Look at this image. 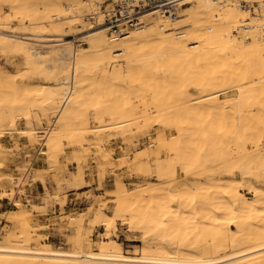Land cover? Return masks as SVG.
<instances>
[{
    "label": "bare ground",
    "instance_id": "bare-ground-1",
    "mask_svg": "<svg viewBox=\"0 0 264 264\" xmlns=\"http://www.w3.org/2000/svg\"><path fill=\"white\" fill-rule=\"evenodd\" d=\"M101 1H66L63 8V0H0L2 52L56 80L32 84L31 66L13 71L0 63V158L8 132L35 139L43 124L29 123L50 109L64 120L47 122V134H39L51 143L45 154H59L63 137L142 130L153 110L147 102L142 112L136 109L149 98L166 122L152 141L155 148L136 155L133 164L145 173L142 161L153 163L155 153L157 176L135 180L133 188L117 181L115 213L101 208L88 222L106 227L100 250L84 249V216L75 219V248L55 246L34 232L30 214L15 199L21 210L4 214L19 228L0 239V264H264V0L246 6L242 0H192L177 17L158 12V21L156 10L147 12L137 29L113 37L101 26V12L97 24H77L81 2L92 8L87 16L100 11ZM83 32L85 50L74 49L67 37ZM53 45L66 46L59 62ZM187 59L204 68L198 71L203 76L174 83L182 72L172 66ZM173 88L176 95L167 97ZM19 119L28 127L21 128ZM91 120L94 126H88ZM55 125L59 130L51 131ZM119 218L142 232L136 239L143 248H135L140 254L123 250L112 231Z\"/></svg>",
    "mask_w": 264,
    "mask_h": 264
},
{
    "label": "rangeland",
    "instance_id": "rangeland-1",
    "mask_svg": "<svg viewBox=\"0 0 264 264\" xmlns=\"http://www.w3.org/2000/svg\"><path fill=\"white\" fill-rule=\"evenodd\" d=\"M39 1L46 3L49 0ZM66 1L79 2L80 0H63V8L65 7ZM89 1L95 2V0ZM192 3L184 5L180 9V14L184 7ZM81 4L83 5L82 2ZM82 5V8L79 9L82 13V17H80L81 22L77 24L85 26L90 25V22L97 24L89 13L87 16L85 14L92 10L89 2ZM4 10L8 11V8L4 7ZM55 11H59V9ZM33 13L35 14V12ZM83 14L85 15L83 16ZM67 18H71V16L65 17V19ZM96 18L99 19V15ZM155 18L158 21H162V16L158 12L155 13ZM101 26H107V24ZM137 28L138 26L133 29ZM110 31L108 28L109 35L113 37ZM84 33L75 34V38L74 35L67 37L72 40L71 46L74 49L77 47L85 50L84 46L86 43L85 39L82 38ZM65 45L70 47L68 43ZM116 47H122V45L119 44ZM152 47H158L163 52L167 51L160 46L153 45ZM63 48L60 45L52 46L51 55L54 57L55 62L61 61L60 54ZM8 55L2 52L0 44V63L7 65L13 71H24L31 66L30 64H26L24 59L17 54ZM48 56L47 54L46 57ZM184 61L185 63L181 62V65L172 66L180 68L182 72V75L178 76L177 81L174 83H190L203 76V73H199L198 71H202L201 69L204 68L199 66L198 63H195L191 59ZM63 64L67 65L68 59L62 63V66ZM32 66L31 69H35L30 76L32 84L42 82L56 83V80L52 81L54 78L46 77L45 74L39 73ZM79 71L81 74V71H84V69L81 68ZM102 77L103 75L101 74V79ZM117 81L118 79L114 82ZM170 90L172 91L167 97L176 95L177 92H174V88ZM191 91L197 92L198 89L192 87ZM146 102L149 103V107L153 110V113L150 115V123L145 124L142 130L132 128L124 135L122 129H106L96 134H90L84 140H81L80 137L74 141L68 137H63L61 140L62 144L59 145L63 148L57 155L51 153L38 155V145L41 141L39 134H47V131H39L38 134L36 133L37 136L35 139H30L22 135V132H14L15 138L11 135L12 132H8V136L2 141V147L5 149L4 153L6 156L4 159L0 158V172L2 173L0 177V239L3 238L8 229L18 230L19 228V224L15 220L7 219L4 214L12 210L11 215L14 214L15 216L17 214L16 212L21 210L20 207L12 205L9 202L11 198L12 200L19 199L23 202L24 209L30 214L31 222L35 226L36 231L34 232L36 234H44L45 240L52 241L55 246L70 249L75 248L74 237L77 233L75 219L84 216L86 219L84 228L86 244L84 249L100 250L101 242L106 239L104 234L106 227L101 223L97 226H92L88 222L96 220V215L100 213L101 208L110 213H115V197L118 188L117 181H121L128 188H133L135 187L133 183L135 180L147 181L155 179L157 176V169L154 164V160L157 158L155 153H153V163H150L147 157L143 159L142 165L145 173L138 172L135 168L136 165L133 164L136 155L155 148V145H152V141L158 137L163 123L166 122L163 116L156 114L153 103L149 98H145L139 104L136 109L138 113L142 112ZM56 118L59 119L58 123L64 120L63 117L55 115V111L50 109L41 120L35 119L29 124L36 128ZM19 121L18 125L21 128L28 127L27 120L19 119ZM95 124L96 122L91 120L88 126H94ZM167 124L173 127L172 122H167ZM57 130H59V127L55 125L51 131ZM173 131L176 132L177 130L173 129ZM118 143L120 145L123 144L124 147L119 146L118 148ZM50 145L51 143L48 138L45 148L49 149ZM161 153L164 156L167 155L164 149H162ZM123 159H127V161L124 162ZM30 161L34 163L33 167ZM27 167L30 168H28V175L26 176ZM149 168H152L153 172L151 174L146 173V171L149 172ZM80 170H83V177L79 175ZM179 173H183L180 167ZM41 179L46 180V184ZM20 180L22 183L18 185L17 183ZM82 181L87 184L78 187L77 185L81 184ZM77 196L79 200L75 203ZM73 197L75 198L72 201ZM4 226L5 228H3ZM97 228H99L98 234H96ZM112 231L118 234L117 238L121 243L123 242L122 248L124 251L130 254H140V251L136 253L135 248H143L142 241L136 239L141 236V231H137L123 218L118 219V224Z\"/></svg>",
    "mask_w": 264,
    "mask_h": 264
},
{
    "label": "built area",
    "instance_id": "built-area-1",
    "mask_svg": "<svg viewBox=\"0 0 264 264\" xmlns=\"http://www.w3.org/2000/svg\"><path fill=\"white\" fill-rule=\"evenodd\" d=\"M192 0H102L99 4L100 11L90 12L95 22H99L100 19H97V15H100V12L104 15V23L107 24L111 30V34L118 36L123 35L125 31L136 28L142 23V16L151 11L163 13L171 17H177L180 14V9L189 3ZM243 5H251V2L248 0H242ZM100 17V16H99ZM48 124H44L41 131H47ZM45 141H40L38 145V155L45 154L43 153L45 148ZM31 162V161H30ZM32 167L33 164L32 163ZM28 168L26 170V176L28 175ZM16 197V196H15ZM75 197L72 198V201ZM78 196L76 197L75 203L78 202ZM12 205L15 204V200L10 198Z\"/></svg>",
    "mask_w": 264,
    "mask_h": 264
},
{
    "label": "crops",
    "instance_id": "crops-1",
    "mask_svg": "<svg viewBox=\"0 0 264 264\" xmlns=\"http://www.w3.org/2000/svg\"><path fill=\"white\" fill-rule=\"evenodd\" d=\"M119 146H121L122 148L124 147V145H120L119 143L117 144V147L119 148ZM99 231V228H97L96 234H98L97 232Z\"/></svg>",
    "mask_w": 264,
    "mask_h": 264
}]
</instances>
